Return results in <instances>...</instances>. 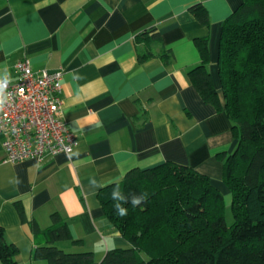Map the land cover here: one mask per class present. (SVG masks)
<instances>
[{"label": "crops", "instance_id": "obj_1", "mask_svg": "<svg viewBox=\"0 0 264 264\" xmlns=\"http://www.w3.org/2000/svg\"><path fill=\"white\" fill-rule=\"evenodd\" d=\"M239 4L0 0V80L15 82L22 61L34 72L61 69V118L78 140L70 155L3 163L0 138V227L17 250V264H46L33 259L46 240L33 233L30 222L45 230L53 214L80 241L57 246L68 253L92 252L91 264H99L108 250L129 247L105 218L98 195L133 169L185 165L229 197L216 155L236 146L231 123L223 111L202 102L188 73L201 63L195 41L207 39V67L223 104L218 45L224 21ZM195 5L206 10L207 26L191 14ZM150 28L160 41L145 45L140 34ZM148 51L152 57L140 61ZM167 53L169 63L163 61Z\"/></svg>", "mask_w": 264, "mask_h": 264}, {"label": "trees", "instance_id": "obj_2", "mask_svg": "<svg viewBox=\"0 0 264 264\" xmlns=\"http://www.w3.org/2000/svg\"><path fill=\"white\" fill-rule=\"evenodd\" d=\"M190 11L201 25L209 24L204 7L195 5ZM140 38L145 45L160 41L155 28ZM195 45L201 63L189 71V79L203 103L226 114L236 140L230 154L216 155L223 163L232 222L226 223L225 198L206 175L173 162L133 169L98 195L111 228L129 244L108 250L99 264H264V0H240L223 23L216 62L223 104L207 67V39H198ZM149 57L150 51L139 60ZM133 198L140 202L133 204ZM116 204L127 215L119 216ZM16 210L25 221L20 204ZM30 226L46 240L35 248L34 260L94 262L90 251L68 253L57 246L65 241L80 244L71 239L67 222L59 215H51V226L45 230L33 221ZM16 252L0 227V262L17 264Z\"/></svg>", "mask_w": 264, "mask_h": 264}, {"label": "built area", "instance_id": "obj_3", "mask_svg": "<svg viewBox=\"0 0 264 264\" xmlns=\"http://www.w3.org/2000/svg\"><path fill=\"white\" fill-rule=\"evenodd\" d=\"M61 69L34 72L27 61L16 66V81L0 80L6 102L0 110L3 163L70 155L76 135L61 118Z\"/></svg>", "mask_w": 264, "mask_h": 264}, {"label": "clouds", "instance_id": "obj_4", "mask_svg": "<svg viewBox=\"0 0 264 264\" xmlns=\"http://www.w3.org/2000/svg\"><path fill=\"white\" fill-rule=\"evenodd\" d=\"M4 79H7V77H4ZM5 102H6V97L4 96L2 89H0V110H2ZM93 183H95V182H93ZM139 202L140 201L136 198H133V200H132L133 204H138ZM115 207L117 209V214L119 216L122 217V216L127 215V210L124 207H122L120 204H116Z\"/></svg>", "mask_w": 264, "mask_h": 264}, {"label": "rangeland", "instance_id": "obj_5", "mask_svg": "<svg viewBox=\"0 0 264 264\" xmlns=\"http://www.w3.org/2000/svg\"><path fill=\"white\" fill-rule=\"evenodd\" d=\"M225 201L227 203V209H226V212H225L226 223L227 224H231V222H232V216H231L230 209H229L230 197H226L225 198Z\"/></svg>", "mask_w": 264, "mask_h": 264}]
</instances>
